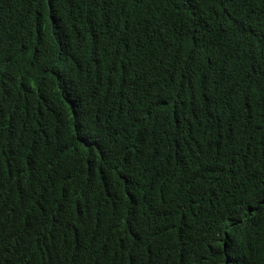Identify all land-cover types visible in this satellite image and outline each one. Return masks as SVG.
I'll return each instance as SVG.
<instances>
[{"label":"trees","instance_id":"obj_1","mask_svg":"<svg viewBox=\"0 0 264 264\" xmlns=\"http://www.w3.org/2000/svg\"><path fill=\"white\" fill-rule=\"evenodd\" d=\"M0 264H264V0H0Z\"/></svg>","mask_w":264,"mask_h":264}]
</instances>
